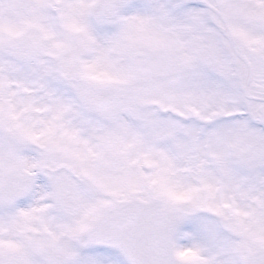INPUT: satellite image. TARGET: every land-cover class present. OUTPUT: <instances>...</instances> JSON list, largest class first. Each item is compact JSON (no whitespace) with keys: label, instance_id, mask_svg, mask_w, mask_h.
I'll return each mask as SVG.
<instances>
[{"label":"snow or ice","instance_id":"obj_1","mask_svg":"<svg viewBox=\"0 0 264 264\" xmlns=\"http://www.w3.org/2000/svg\"><path fill=\"white\" fill-rule=\"evenodd\" d=\"M0 264H264V0H0Z\"/></svg>","mask_w":264,"mask_h":264}]
</instances>
